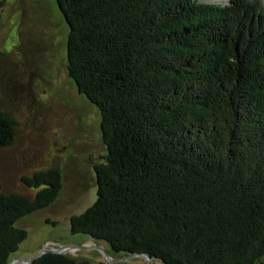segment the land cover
<instances>
[{
	"label": "trees",
	"instance_id": "1",
	"mask_svg": "<svg viewBox=\"0 0 264 264\" xmlns=\"http://www.w3.org/2000/svg\"><path fill=\"white\" fill-rule=\"evenodd\" d=\"M55 1L68 25L67 73L99 109L106 148L96 199L70 217L71 231L154 264H264L259 0ZM13 139L0 110V146ZM21 182L25 192L0 183V264L27 236L17 222L55 200L61 173ZM28 264L150 263L45 252Z\"/></svg>",
	"mask_w": 264,
	"mask_h": 264
},
{
	"label": "rangeland",
	"instance_id": "2",
	"mask_svg": "<svg viewBox=\"0 0 264 264\" xmlns=\"http://www.w3.org/2000/svg\"><path fill=\"white\" fill-rule=\"evenodd\" d=\"M67 35L55 0H0V110L14 120L12 143L0 146V183L6 191L25 192L23 175L52 167L61 173L55 200L17 222L27 236L9 264H28L50 248L93 263L106 261V254L111 261L122 257L106 241L70 228V217L96 199L94 165L106 148L99 109L67 73Z\"/></svg>",
	"mask_w": 264,
	"mask_h": 264
},
{
	"label": "water",
	"instance_id": "3",
	"mask_svg": "<svg viewBox=\"0 0 264 264\" xmlns=\"http://www.w3.org/2000/svg\"><path fill=\"white\" fill-rule=\"evenodd\" d=\"M45 252H58V253H63L62 248H50V249H45V250H43L39 255H41V254H43V253H45ZM39 255H38V256H39ZM136 255L143 256V257H145V258L148 260V262H149L150 264H154L153 261H152V259H151L150 257H148L145 253H142V252H133V253H130V254L127 255L126 257L121 258V259H119V260H117V261H111L110 258H109V256L106 254V256H107L106 261H107V262H110V263H120V262L126 261L127 259H129V258H131V257H133V256H136ZM14 259H15V258H11V259L7 262V264H9V263H10L11 261H13ZM32 259H34V258L28 259L27 261L30 262Z\"/></svg>",
	"mask_w": 264,
	"mask_h": 264
}]
</instances>
